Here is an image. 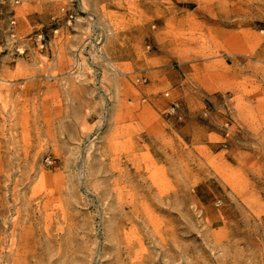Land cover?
<instances>
[{"label": "rangeland", "instance_id": "rangeland-1", "mask_svg": "<svg viewBox=\"0 0 264 264\" xmlns=\"http://www.w3.org/2000/svg\"><path fill=\"white\" fill-rule=\"evenodd\" d=\"M0 264H264V0H0Z\"/></svg>", "mask_w": 264, "mask_h": 264}, {"label": "built area", "instance_id": "built-area-1", "mask_svg": "<svg viewBox=\"0 0 264 264\" xmlns=\"http://www.w3.org/2000/svg\"><path fill=\"white\" fill-rule=\"evenodd\" d=\"M174 108H175V106L172 109H174Z\"/></svg>", "mask_w": 264, "mask_h": 264}]
</instances>
